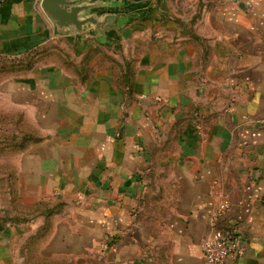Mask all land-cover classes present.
Wrapping results in <instances>:
<instances>
[{"label": "crops", "instance_id": "crops-1", "mask_svg": "<svg viewBox=\"0 0 264 264\" xmlns=\"http://www.w3.org/2000/svg\"><path fill=\"white\" fill-rule=\"evenodd\" d=\"M78 1L110 20L60 32L0 0V64L37 56L0 75V114L39 139L0 157V264L38 235L63 264H206L215 229L264 264V0Z\"/></svg>", "mask_w": 264, "mask_h": 264}, {"label": "trees", "instance_id": "trees-1", "mask_svg": "<svg viewBox=\"0 0 264 264\" xmlns=\"http://www.w3.org/2000/svg\"><path fill=\"white\" fill-rule=\"evenodd\" d=\"M102 55L103 54L101 53V56ZM36 57L37 56L35 55H28L18 60L3 62L2 64H0V75L5 76L15 73H25L34 66V64L36 63ZM68 65H73V63L68 62ZM0 124L7 127L5 130H3L4 134L2 138V144L5 145L3 148H0V151L4 153L6 147H13L14 150H24L30 141L39 140L38 137H34L31 130L27 128L22 115H17L12 118L9 114H0ZM15 132H19V134H21V136L19 137L20 139L17 138L18 136L14 135ZM0 170L7 174L5 178L3 177V185L8 186L9 188L13 186V176L12 172L10 171L11 167L9 165H4L3 167L0 166ZM2 171H0V174ZM38 240L39 235L31 238L26 244L29 250L32 251V253L30 254L29 264H63V262L61 263L57 260H48L36 257L34 253H36V249L38 248ZM110 245L111 244L109 243V246Z\"/></svg>", "mask_w": 264, "mask_h": 264}, {"label": "water", "instance_id": "water-1", "mask_svg": "<svg viewBox=\"0 0 264 264\" xmlns=\"http://www.w3.org/2000/svg\"><path fill=\"white\" fill-rule=\"evenodd\" d=\"M41 7L60 32L69 30L77 35H83L85 26H98L110 20V17H106L103 22L95 16L82 18V13L89 12L91 6H80L78 0H42Z\"/></svg>", "mask_w": 264, "mask_h": 264}, {"label": "built area", "instance_id": "built-area-1", "mask_svg": "<svg viewBox=\"0 0 264 264\" xmlns=\"http://www.w3.org/2000/svg\"><path fill=\"white\" fill-rule=\"evenodd\" d=\"M229 207V201L225 199L216 210L214 220L224 216ZM202 248L206 264H229V259L243 254V247L236 237L216 229L204 240Z\"/></svg>", "mask_w": 264, "mask_h": 264}, {"label": "rangeland", "instance_id": "rangeland-1", "mask_svg": "<svg viewBox=\"0 0 264 264\" xmlns=\"http://www.w3.org/2000/svg\"><path fill=\"white\" fill-rule=\"evenodd\" d=\"M3 66V65H2ZM4 156H6V154L4 153V152H2V151H0V157H4ZM5 158V157H4Z\"/></svg>", "mask_w": 264, "mask_h": 264}]
</instances>
